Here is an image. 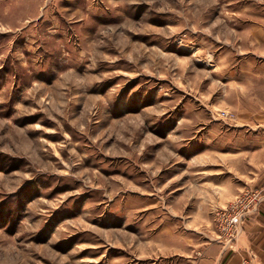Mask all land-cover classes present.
<instances>
[{"label":"rangeland","instance_id":"obj_1","mask_svg":"<svg viewBox=\"0 0 264 264\" xmlns=\"http://www.w3.org/2000/svg\"><path fill=\"white\" fill-rule=\"evenodd\" d=\"M261 117L264 0H0V264H194Z\"/></svg>","mask_w":264,"mask_h":264},{"label":"crops","instance_id":"obj_2","mask_svg":"<svg viewBox=\"0 0 264 264\" xmlns=\"http://www.w3.org/2000/svg\"><path fill=\"white\" fill-rule=\"evenodd\" d=\"M258 126L264 128V117H261ZM261 139L259 159H253L252 152L249 154L246 168L242 173H238L240 179L239 177L237 179L233 173L232 177L227 178L228 180H217L214 184L213 199L217 202V206L225 205L234 199L237 193L247 188H264V137ZM221 176L222 174L217 175L219 178ZM234 250L235 252L223 251L221 245L216 242L211 243L198 253L199 257L194 264H240L242 253L247 250L254 251L258 264H264V204L247 221L245 233L236 243Z\"/></svg>","mask_w":264,"mask_h":264},{"label":"built area","instance_id":"obj_3","mask_svg":"<svg viewBox=\"0 0 264 264\" xmlns=\"http://www.w3.org/2000/svg\"><path fill=\"white\" fill-rule=\"evenodd\" d=\"M226 119H234V114L223 112ZM264 204V188H247L234 197L224 208L214 213L216 231L213 241L222 246L223 251L235 252L234 247L245 233L247 221ZM240 264H258L252 250L242 253Z\"/></svg>","mask_w":264,"mask_h":264}]
</instances>
